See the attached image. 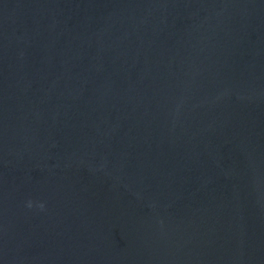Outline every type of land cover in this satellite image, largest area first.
Instances as JSON below:
<instances>
[{
	"label": "water",
	"instance_id": "water-1",
	"mask_svg": "<svg viewBox=\"0 0 264 264\" xmlns=\"http://www.w3.org/2000/svg\"><path fill=\"white\" fill-rule=\"evenodd\" d=\"M0 264H264V0H0Z\"/></svg>",
	"mask_w": 264,
	"mask_h": 264
}]
</instances>
